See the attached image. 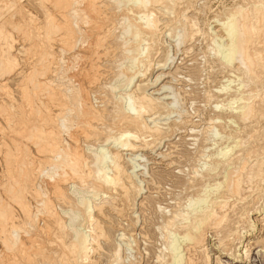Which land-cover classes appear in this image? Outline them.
I'll return each instance as SVG.
<instances>
[{"label":"bare ground","instance_id":"bare-ground-1","mask_svg":"<svg viewBox=\"0 0 264 264\" xmlns=\"http://www.w3.org/2000/svg\"><path fill=\"white\" fill-rule=\"evenodd\" d=\"M179 1L34 0L39 19L22 0H0V96L7 101H0V130H5L0 136V264H102L95 255L110 238L101 219L111 221L105 208L122 218L123 206L117 209L116 196L129 200L130 187L141 191L129 174L142 169V164L136 162L139 159L130 161L128 172L121 151L133 155L138 147L150 148L165 138L151 115L161 109L160 114L169 116L181 97L172 93L173 101L159 105V97L130 87L135 77L145 74L162 35L173 25L181 26L177 35L182 44L199 30L194 23L187 27L192 18L178 9ZM183 1L192 6L193 0ZM242 1L215 18L219 30L213 31L209 47L222 64L239 72L237 90L223 106L235 109L244 125L253 118L258 126L245 131L246 124L233 131L222 124L233 144L226 142L210 154L202 148L192 157L207 172L221 165V180L202 182L161 220L158 235L163 247L154 256L158 264L208 262V230L215 234L224 230L227 238L237 235L227 227L229 201L243 200L245 191L263 180L264 126L257 118L264 117V0ZM16 41L24 55L22 64L18 51L14 53ZM119 55H125L127 63L120 62ZM165 57L162 66L172 58ZM110 62L122 77L119 83L101 82ZM16 73L18 99L7 83ZM221 81L217 89L224 93L234 79ZM167 87L163 83L161 89ZM215 122L216 117L209 118L205 126L207 141L215 137ZM138 156L143 157L134 154ZM195 167L191 173L198 174ZM79 223L87 230L79 229ZM117 236L115 245L108 247L106 264H135V257L132 261L129 257L131 242H122L123 232ZM223 240L218 237V244Z\"/></svg>","mask_w":264,"mask_h":264},{"label":"rangeland","instance_id":"rangeland-1","mask_svg":"<svg viewBox=\"0 0 264 264\" xmlns=\"http://www.w3.org/2000/svg\"><path fill=\"white\" fill-rule=\"evenodd\" d=\"M242 2V0H193L192 6L187 7L186 2L180 0L177 3L178 9L184 11L187 13V16H191L190 18H192L188 21L187 27H190L194 23L195 27L199 30L196 29L192 38L182 44L178 42L179 36L177 35L181 26L178 24L173 25V28L167 31L171 32V36H169L167 32L162 35V42L159 45L160 48L158 53L152 56L149 66L146 67L147 72L145 70L144 75L133 79L130 86L131 89H141L144 92L150 93L155 98L159 97L161 100L158 99L156 101L159 105H165L166 102L173 99V95L176 93H180L177 95L179 97L181 96L180 98L182 100L178 97V101L173 104V113H170L169 116L160 114L159 112L162 111L161 109L158 113L151 115L152 119L155 118V122L158 124L160 123L159 125H161L160 127L162 131L166 133V136L160 141H154L153 147H138L135 149L134 151L137 152H134V154H142V158L140 156L134 157V154L132 155L131 152L121 151L123 156L121 163L128 169V172L131 171L130 161L139 159L138 161L136 160V162L142 164L140 167L142 169L129 174L132 183L138 187L141 186V193L136 192L134 188L130 187V202L129 200L123 199L121 195L116 196L115 205L117 209H121L123 206L124 215L121 216L122 218H120V215L113 209L109 207L105 208L104 212L110 217L111 221L103 217H101V219H104L103 221L107 224L106 229L109 232L110 238L108 241L101 243L99 256L97 254L95 255L96 259L100 258L102 264L107 263L108 247L113 244L115 245L117 239L120 238L117 234L121 232L124 233V238L121 239L122 242H131V250H129V252H131L129 256L131 261L133 259L131 256L133 255L135 257V264H158L154 256L158 253V249L163 247V245H161L162 238H159L158 235L161 220L171 213L172 208H175L177 203L182 204L187 195L198 191L202 182L210 180L212 177L221 180V165L210 172L205 171V167L201 170V168L197 167L198 163L193 161L195 156L200 153L202 148H206L204 150L205 154H210L215 147H220L226 142L231 145L233 144V140L227 138L222 131V124L233 131L237 129L241 131L246 124L245 131H251L252 128H257V121L253 118L248 119L249 122L246 120L247 122H245L246 124L244 125L236 118L235 109L223 106L227 96L237 90L234 89L237 85L235 76L238 75L239 72L235 70L232 71L229 66L222 64L220 57L210 50V47L213 46L210 41L213 31L219 30V24L215 22V18H221L223 13ZM22 3L25 5V9L28 8L36 17L41 19L40 10L35 7L34 0H22ZM4 14L1 19L5 17ZM164 17L168 19V17L171 18V15H164ZM15 44L16 46L14 45V48L16 50L14 53L18 51V60H20L22 64L24 55H22L23 52L20 41H16ZM54 46L57 51V45ZM124 56L125 55H119V57H122L119 61L125 64V61L127 63V59ZM165 56L172 58L167 61L166 65L162 66L161 63H163L166 58ZM123 59L126 60L124 61ZM29 61H31V59H29ZM106 65V76L101 82L107 83L112 81L111 83H119L122 77L116 74L118 69L115 70V63L110 62ZM108 65L111 66V69H108ZM138 68L141 69L142 67L138 65ZM160 72L161 74L163 72V75L160 74V77L155 80ZM13 75H11L10 78L8 77L7 83L13 93H15V98L18 99V88L16 86L19 76L17 73ZM224 77L234 79L235 83H230V86L224 90V93H222L223 91L218 92L217 88H219V83L222 82L221 80ZM163 83L168 85V87L161 89ZM208 95L211 96L207 101ZM0 98L1 102L7 103L5 97L0 96ZM214 104L219 106L215 107ZM107 106L109 109L112 108L110 103H108ZM164 117L165 119H163ZM215 117L216 122L214 126L217 132L213 141L210 138L207 141V139H204L206 136L205 126L209 118ZM257 120L259 124L264 126V117H259ZM227 121L231 123L229 124ZM0 124L2 125V119H0ZM4 132L5 130H0L1 137L4 135ZM240 135L244 139L246 138L244 133ZM247 141H249V139ZM247 144L248 142L242 144L241 147H245ZM262 145H264V142ZM237 149L238 148H235L234 150ZM208 160L209 159L206 158V160L202 161ZM2 164L3 162H0V173ZM195 164L197 169L201 170L198 171V174L196 173L197 175L191 173L193 170L192 167ZM179 169L181 172L178 171ZM207 173L208 175H205ZM188 178L190 179L189 181ZM138 182H140V184ZM79 188L86 190L84 187ZM219 191L220 189L217 190V192ZM217 192H214L211 196ZM84 194L88 195L87 193ZM243 196L245 197L243 200H235V198L230 199V201L233 200L234 203L229 201L231 210L229 211L228 208L227 211V227L230 229V232L237 231V235L230 234L227 238L226 236L223 237L225 234L224 230L219 234H215L212 230H208L205 237V246L210 255V259L208 262L203 261L202 264H264V176L263 180L254 184L251 189L246 190ZM120 203H122V205ZM248 208L251 210H249L247 215H244V212ZM256 209L258 210L257 212L255 211ZM78 228L87 230L81 223H79ZM218 237L226 241L223 240L222 244L219 245ZM164 252H166V250Z\"/></svg>","mask_w":264,"mask_h":264}]
</instances>
